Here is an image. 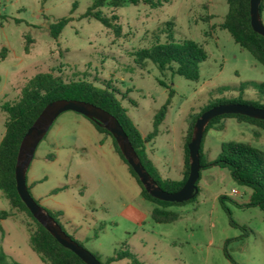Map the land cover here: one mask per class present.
Listing matches in <instances>:
<instances>
[{"label":"rangeland","instance_id":"1","mask_svg":"<svg viewBox=\"0 0 264 264\" xmlns=\"http://www.w3.org/2000/svg\"><path fill=\"white\" fill-rule=\"evenodd\" d=\"M90 2L0 0V105L18 100L35 75L85 79L99 87L107 82L142 135L155 128L146 145L159 175L178 179L190 114L209 100L240 97L264 104V94L257 88L264 82V66L217 26L227 11L225 0H169L156 8L142 3L104 6L103 13L118 16L120 36L81 17ZM63 16L71 20L54 39L49 26ZM261 19L264 24V11ZM26 37L32 40L27 50ZM169 38L202 44L207 58L199 64V80L133 63L132 50ZM160 80L173 89L170 97ZM164 104V116L154 127V115ZM4 119L0 108V140ZM219 123L220 128H210L203 136L207 161L215 159L222 143L232 140L264 152V131L231 116ZM102 136L86 117L63 112L38 143L26 174L37 180L29 186L32 197L100 261L121 251L142 264H264V211L245 205L250 189L237 184L226 168H202L196 197L169 208L177 219L155 222L150 215L153 204L139 195L136 180L110 146L111 138ZM220 195L227 197L225 204L236 225L220 206ZM0 209H8L1 195ZM23 221H29L23 211L0 221V249L9 261L44 264L28 245Z\"/></svg>","mask_w":264,"mask_h":264},{"label":"trees","instance_id":"2","mask_svg":"<svg viewBox=\"0 0 264 264\" xmlns=\"http://www.w3.org/2000/svg\"><path fill=\"white\" fill-rule=\"evenodd\" d=\"M168 1L169 0H91L90 4L81 14V17L92 18L111 30L115 36H120L121 26L117 22L118 16L116 14L108 16L103 13L102 8L104 6L117 8L126 3L132 5L142 3L150 8H156ZM225 1L227 4V11L222 21L217 24L218 28L227 31L240 48L247 50L255 61L264 66V37L254 32L250 26L249 0ZM259 11L262 18L264 0H260ZM70 20L71 18L69 16L58 18L55 22L50 24L49 34L56 39ZM31 41V38L26 37V50ZM131 56L133 63L139 68H145L148 64H152L161 74L168 71L171 76L179 75L185 79L197 81L200 76L199 64L207 58V53L202 44L194 40L184 39L175 42L169 38L164 42L156 40L148 47L134 49L131 52ZM159 82L168 89V96L170 97L173 94V89L164 81L160 80ZM257 88L261 94H264V82L257 84ZM115 91L116 90L109 88V83L107 82H104L103 87H99L85 79L62 81L55 80L49 75H35L24 85L18 100L12 102L5 101L0 105L1 110L5 113L3 122L4 132L0 140V194L8 203V209H0V221L13 215V211L25 212L29 217V221H23L27 228L28 245L44 264H85L72 251L60 245L56 239L35 220L24 203L20 200L15 188L14 165L20 140L26 129L48 102L62 98L82 100L95 104L115 116L126 132L131 145L146 171L155 180L156 184L167 192H174L179 189L187 178L189 171L187 143L190 140L193 123L201 112L213 105L225 102H239L264 108V104L243 100L238 97L233 100H209L196 113L190 114L183 144L182 178L175 180L162 178L146 152V142H149L155 136V128L149 134L142 135L127 115L126 109L121 105L119 99L116 98L114 94ZM165 110L166 104L154 115V127L163 118ZM227 116L235 117L238 121L246 122L256 127L257 130L264 131V120L261 119L241 114H222L213 117L205 127L199 147L200 170L211 165L226 168L237 184L250 189L249 199L245 205L257 206L264 211V152L262 150L248 143L232 140L222 143L218 155L211 161H207L202 153V140L205 132L210 128H220L221 124L219 120ZM87 119L99 132L111 138L114 151L127 165L129 172L136 180L141 197L154 204L150 213L152 220L160 223H170L176 220L177 213L168 208L173 204H182L196 197L198 193L197 183L200 174L196 181L197 193L191 199L183 202H171L154 198L143 188L138 177L120 153L112 135L94 120ZM27 188L29 190V186H27ZM62 188H64V186L61 187V189ZM226 199L227 197L225 195H220L218 197L219 204L228 215L229 222L232 225H236L231 218L230 209L225 204ZM46 211L58 222L54 213L48 209H46ZM57 214L61 215L60 212H57ZM2 232L3 230L0 224V235ZM70 237L75 240L72 236ZM95 256L99 259L97 255ZM7 258L8 257L0 249V264H18L15 261H9ZM123 259H128L129 264H142L134 255L121 251H115L113 255L100 262L101 264H111Z\"/></svg>","mask_w":264,"mask_h":264},{"label":"water","instance_id":"3","mask_svg":"<svg viewBox=\"0 0 264 264\" xmlns=\"http://www.w3.org/2000/svg\"><path fill=\"white\" fill-rule=\"evenodd\" d=\"M260 0H249V22L252 30L264 37V24L259 11ZM66 111H73L94 120L105 128L114 138L116 145L132 168L146 192L154 198L171 202H183L197 193L196 181L199 177V147L203 132L208 122L222 114H241L264 120V108L239 102H225L205 109L193 123L190 140L187 143L189 171L183 185L174 192L161 189L142 165L128 136L118 120L108 111L90 102L77 99H56L48 102L23 134L14 165L16 192L31 215L56 241L72 251L85 264H101L100 260L73 240L59 223L30 194L26 184V173L38 143L47 133L57 116Z\"/></svg>","mask_w":264,"mask_h":264},{"label":"crops","instance_id":"4","mask_svg":"<svg viewBox=\"0 0 264 264\" xmlns=\"http://www.w3.org/2000/svg\"><path fill=\"white\" fill-rule=\"evenodd\" d=\"M94 126V125H93ZM95 128V127H94ZM95 130L97 131V132H99L96 128H95ZM99 133H101V132H99ZM102 138L104 139L105 138V134H103L102 133ZM110 146H111V148H112V150L114 151V149H113V146H112V142H111V140H110ZM146 152H147V154H148V156H149V154H150V152L148 151V149H147V145H146ZM149 158H150V156H149ZM27 172H28V169H27ZM182 173H183V169H182V171H181V173H180V177L178 178V179H175V180H179V179H181L182 178ZM27 174V173H26ZM36 179H35V177H31L30 176V178H27V176H26V182H27V185L28 186H30V188H32V187H34V185H35V183H36ZM1 195V194H0ZM139 195H140V189H139ZM141 196V195H140ZM142 199H144L143 197H142ZM145 200V199H144ZM146 201H148V200H146ZM150 202V201H149ZM152 203V202H151ZM153 204V203H152ZM153 206H154V204H153ZM171 207V206H170ZM169 207V208H170ZM168 208V209H169ZM5 220V219H4ZM28 242V241H27Z\"/></svg>","mask_w":264,"mask_h":264},{"label":"built area","instance_id":"5","mask_svg":"<svg viewBox=\"0 0 264 264\" xmlns=\"http://www.w3.org/2000/svg\"><path fill=\"white\" fill-rule=\"evenodd\" d=\"M231 191H232L233 194H236L237 193L236 190H234V189H232Z\"/></svg>","mask_w":264,"mask_h":264}]
</instances>
